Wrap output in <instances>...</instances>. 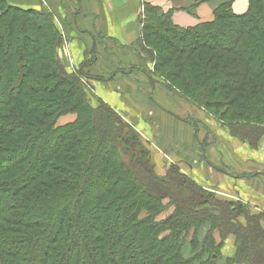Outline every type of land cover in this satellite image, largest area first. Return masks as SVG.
Instances as JSON below:
<instances>
[{"label":"trees","instance_id":"trees-1","mask_svg":"<svg viewBox=\"0 0 264 264\" xmlns=\"http://www.w3.org/2000/svg\"><path fill=\"white\" fill-rule=\"evenodd\" d=\"M0 4V264H196L197 253L183 254L182 233L206 221L233 237L226 262L264 264L261 213L210 193L176 165L155 172L138 131L59 64L51 15ZM153 9L142 38H171V85L190 97L197 86L200 93L221 87L251 94L264 115V0H248L242 13L220 5L213 20L191 27ZM235 98L228 97L231 117L243 110ZM213 99L204 105L218 108ZM66 113L75 120L56 125ZM169 204L173 211L157 220ZM205 239L210 253L199 264H213L214 240ZM189 244L198 250L195 233Z\"/></svg>","mask_w":264,"mask_h":264},{"label":"rangeland","instance_id":"rangeland-1","mask_svg":"<svg viewBox=\"0 0 264 264\" xmlns=\"http://www.w3.org/2000/svg\"><path fill=\"white\" fill-rule=\"evenodd\" d=\"M145 1L141 0L142 4L138 9L141 24L140 34L134 41L124 39L122 42L102 35L99 30L98 25H106L112 30L116 26L119 28L120 23H116L114 18L113 20L107 18L108 23H104L96 19L97 15L92 19V16L86 14L89 9L88 5L90 3L98 4V0H80L79 10L81 11L78 23L83 29L91 30L97 38L96 43H99L97 49L88 50L84 62L75 61L67 38L74 31L72 12L77 7V5L75 6L76 0H5V3L36 11L43 10L51 15L61 37L57 46V58L61 67L67 73L79 76L94 100L101 99L116 111L122 120L138 131L152 152L154 171L159 175L165 174L170 166L176 165L180 172L203 186V177L207 176L209 180L221 178L212 167L222 168L232 173L264 171V165H259L256 162L264 151V122L261 119L264 115L257 113L254 101L249 102L251 94L239 95L237 93L239 95L237 97L233 89L221 87L215 92L208 89L206 92L200 93L197 86L194 89L197 95L190 97L171 85L167 78L169 73L175 71L176 63L168 62L170 49L166 48L165 44V42L170 43L171 38L157 33L149 34L147 41L144 37L142 38V21L146 13L149 12L148 8H154L153 12L156 8L158 13H167L168 15L170 12H164ZM204 1L206 0H194L193 4L185 9L190 12L193 6ZM101 2L105 7V2L103 0ZM224 4L228 5L231 10L233 5L236 7L246 6L247 8L248 0L220 2L213 9L212 17L208 21L213 20L216 8ZM170 20L173 22L171 15ZM38 22L41 24V21ZM204 22H198L195 25ZM159 25L161 24L159 23ZM126 27H129V24ZM120 32L118 29L117 35H120ZM78 34L80 33L78 32ZM84 36L83 34L79 38ZM12 41L15 43L16 39L14 38ZM152 42L158 43L162 51L159 48L154 49L151 45ZM179 45L182 43L179 42ZM13 47L14 50L18 48L17 44ZM260 61L264 62V58ZM80 72L88 78L80 75ZM230 95L236 96L233 105L236 103L242 105L243 110L239 116H229L232 109L230 105L232 103L228 104ZM211 97L212 99H210ZM213 98L219 100L221 105L219 104L216 109H209L204 103L208 100L213 101ZM225 111H228V114ZM75 118V113L60 115L56 120V125H64L72 122ZM205 155L210 164L205 161ZM218 185L219 183L215 182V184H207L203 188L210 193L219 195L218 187L220 186ZM227 199L241 201V199ZM161 202L168 203V198H163ZM249 207L252 212L261 213L264 216V210H255L251 206ZM172 211L173 207L169 204L156 215V219H163ZM144 213L143 211L140 216H143ZM211 227V223L206 221L199 225L197 230L190 227L183 232V254L190 257L197 253L195 263H202L210 253V251L206 253V248L209 245L205 239L209 234L214 240L211 250L217 253L213 264H230L225 261V258L232 255L233 237L229 234L224 238L217 229H211ZM194 233L198 239L197 251H192L189 244ZM215 246L218 247L215 248ZM132 252L130 249V254ZM200 254L201 257H199Z\"/></svg>","mask_w":264,"mask_h":264},{"label":"crops","instance_id":"crops-1","mask_svg":"<svg viewBox=\"0 0 264 264\" xmlns=\"http://www.w3.org/2000/svg\"><path fill=\"white\" fill-rule=\"evenodd\" d=\"M101 1L102 0H98V4L90 3L88 5L89 9L86 14L92 16V19L95 15H97L95 16L96 19H99L104 23H108V21H106L107 18L110 20H113L114 18L116 23H120V27L118 28V26H116V28H113V30L108 28L106 25H98L102 35L120 41L124 39L134 41V39H136L140 34L141 24L139 22L140 16H138V9L142 4L141 0H103V2H105V7ZM222 1L224 0H206L196 6H193L190 12L185 8L191 6L194 0H146L145 2L160 8L164 12H170L171 18L176 25L188 27L193 26L198 22L210 20L213 9H215V7ZM79 3L80 0H76L75 6L77 5V7L75 11L72 12L74 20L72 27H74V31H72V34L67 38L69 39V47L71 48L73 57H75V61L77 60L76 62H78L80 60L84 62L88 50L91 48L93 50L97 49L99 43H96L97 38H95L91 30H88L87 28L83 29L79 25L78 16L81 11L79 10ZM245 9L246 6L236 7L233 5L232 7L234 13H242L245 11ZM81 24L84 25L83 23ZM127 24H129V27H126ZM118 29L121 31L120 35H117L119 32L116 33ZM78 32L81 35L78 34ZM83 34L86 36V38L85 36L83 38L81 37L82 39L79 38ZM103 51L106 52V50ZM143 73H145V71H143ZM202 150L204 151L203 147ZM204 159L207 164H210L209 160L206 159V155L204 156ZM256 162L259 165H264V151L261 153ZM212 169L218 172L219 178L221 177L222 179H213L216 180L213 181L207 179V176L203 177V186L207 184L212 185L215 184V182H218V186L221 187H218L219 195L236 200L241 199L242 202L247 203L255 210H264V171L258 172L255 170L254 172L242 171L232 173L223 170L222 168L212 167ZM210 177L217 178L215 176Z\"/></svg>","mask_w":264,"mask_h":264}]
</instances>
